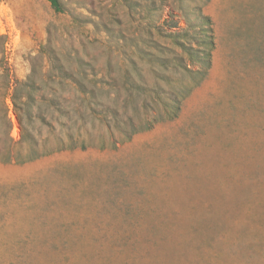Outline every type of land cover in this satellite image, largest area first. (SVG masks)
<instances>
[{
	"label": "rangeland",
	"instance_id": "1",
	"mask_svg": "<svg viewBox=\"0 0 264 264\" xmlns=\"http://www.w3.org/2000/svg\"><path fill=\"white\" fill-rule=\"evenodd\" d=\"M61 1L0 0V138H20L4 119L7 65L56 149L0 162V264H264V0ZM182 4L212 19L209 74L176 119L121 143L120 127L151 117L134 67L149 86L179 76L152 59L172 56Z\"/></svg>",
	"mask_w": 264,
	"mask_h": 264
},
{
	"label": "trees",
	"instance_id": "2",
	"mask_svg": "<svg viewBox=\"0 0 264 264\" xmlns=\"http://www.w3.org/2000/svg\"><path fill=\"white\" fill-rule=\"evenodd\" d=\"M47 1L56 12L62 13L65 11V6L61 0ZM130 7L136 8L134 5H130ZM179 8L184 17L185 26L180 27L176 22L171 23L169 31H165L164 33L175 48L172 51V56H157L155 59H152L163 70H172L178 73L179 76L175 81L167 73H161L158 76V79H161L160 81L165 83L168 89H165L159 83L149 86L143 82V68L138 65L134 67L139 81L133 83V88L137 95L144 96L141 108L144 110V113H147L151 117L147 119L145 127L140 129H135L133 123L129 130L125 127H122V129L120 127L119 131L123 135L120 140L121 143L131 140L138 132L153 128L158 122L176 119L181 112L183 101L195 88L202 84L209 74L212 67V50L215 45L212 33V19L202 12L200 6L196 5L189 8L182 4ZM153 13L154 8L152 6H146L145 11H143V14L148 18ZM152 28H155L154 25H149V29L152 30ZM144 53V50H140L139 56L145 59ZM4 69H6L5 73L7 76V86L3 96L4 119L7 123V132H10L12 127L9 118V111L11 110L19 122L20 138L18 140L9 138L7 144L3 143L0 138V162L22 164L53 153L56 149L45 150L34 131L36 115H34L35 103L31 94V83L20 79L12 80L8 66L5 65ZM24 85L28 88L29 95L25 100H22L20 92ZM10 88L11 91L9 92ZM74 88L75 92L81 95L82 100L88 104L87 108L92 110V96L88 94L85 85L78 82L74 85ZM164 92H167V95H164ZM153 102L157 107H153ZM25 114L29 118L27 122L24 121ZM107 117L108 114L104 113L103 115H99L98 119L104 120Z\"/></svg>",
	"mask_w": 264,
	"mask_h": 264
},
{
	"label": "built area",
	"instance_id": "3",
	"mask_svg": "<svg viewBox=\"0 0 264 264\" xmlns=\"http://www.w3.org/2000/svg\"><path fill=\"white\" fill-rule=\"evenodd\" d=\"M13 120H14V124L16 125L17 124L16 120L14 118H13Z\"/></svg>",
	"mask_w": 264,
	"mask_h": 264
}]
</instances>
